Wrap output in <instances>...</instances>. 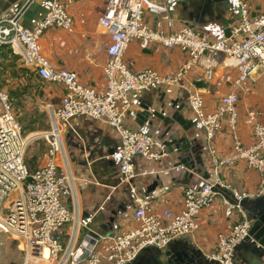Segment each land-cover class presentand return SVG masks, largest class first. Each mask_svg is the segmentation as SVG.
Returning <instances> with one entry per match:
<instances>
[{
	"label": "built area",
	"instance_id": "1",
	"mask_svg": "<svg viewBox=\"0 0 264 264\" xmlns=\"http://www.w3.org/2000/svg\"><path fill=\"white\" fill-rule=\"evenodd\" d=\"M166 1L106 0L98 20L109 36L102 68L105 79L102 90L81 84L73 72L54 69L40 52L39 41L46 31H74L67 0H53L32 28L24 27L18 16L0 19V52L3 47H8L38 78L64 87L59 104L49 111V129L41 135L46 145L45 159L33 172L25 163L28 142L15 117L12 101L0 88V233L21 241L25 264L32 261L43 264H130L146 249L164 252L174 241L195 237L199 230L197 216L209 208L221 192L227 194L222 200L225 217L236 213L240 220L229 233L217 237L215 252L207 257L208 261L235 264L237 247L244 242H253L251 223L241 201L264 197L262 114L257 110L247 112V119L252 123L253 143L244 146L236 131L237 94L225 95L216 109L207 111L202 92L194 89L187 91V104L207 140H212L221 130L224 116L232 134L231 155L218 160L214 151H210L214 169L243 160L259 175L257 191L238 193L219 179L206 180L199 188L187 187L181 209L177 213L164 211L163 219L154 214L149 197L133 192L135 226L132 229L104 237L103 245L96 241L90 248L74 242L63 244L60 231L66 225L78 222L80 217L78 213L72 214L61 201L56 164L57 157L63 153L64 128L72 118H91L114 129L120 143L117 152L119 173L123 182L129 185L136 177L131 164L133 158L159 161L164 155L161 142L153 135L126 125L133 94L156 84L184 88L182 83L196 67L204 70L205 80L209 81L219 55H223L227 65L236 67V86L254 81L259 69L264 72V16H252L248 0H233L239 20L231 28L229 37L218 40L188 26L166 33L164 27L171 29L174 25L166 15ZM145 12L157 17L154 27L144 21ZM132 41H137L140 49L153 45L178 48L187 54V59L173 73L161 74L152 69L132 72L124 62ZM15 192L16 199L10 201Z\"/></svg>",
	"mask_w": 264,
	"mask_h": 264
},
{
	"label": "crops",
	"instance_id": "2",
	"mask_svg": "<svg viewBox=\"0 0 264 264\" xmlns=\"http://www.w3.org/2000/svg\"><path fill=\"white\" fill-rule=\"evenodd\" d=\"M52 1L0 0V19L18 16L19 22L24 27L32 28L35 22L43 17ZM105 2L106 0H67L68 14L73 20L74 31L66 33L51 29L46 31L39 41L40 52L54 69L73 72L81 84L96 90H102L105 87L102 68L106 61L109 36L105 34L98 23ZM248 2L252 16H264V0H248ZM164 5L167 8L166 15L174 22L171 29L164 27L166 33L188 26L196 32L207 35L212 40H218L226 38L225 32L230 31L239 20V11L233 0H168ZM156 20V16L148 12L144 13V21L148 26L154 27ZM0 59L3 64L6 61L17 62L18 60L22 66H25L21 58L14 55L8 47L1 49ZM186 59L187 54L178 48L165 49L153 45L147 49H140L137 41L130 43L124 55L125 64L132 72L152 69L161 74L173 73ZM26 68L33 72L32 69ZM237 77L236 67L227 65L223 55H219L214 64L212 78L209 81L205 80L204 70L201 67H196L188 73L186 80L182 83L184 88L156 84L133 94L131 96L132 107L125 120L126 125L131 129H137L155 137L146 126L139 127L135 118L136 113L140 110L139 105L151 89L160 90V93H157L159 95L167 92L171 94L173 99L183 97L181 101H184L186 105L187 91L200 90L207 111L216 109L222 97L235 92L239 99L236 106V131L242 145H252V123L247 119V112L250 110L260 111L261 120L264 122V72L259 69L254 76V81H246L238 86L235 85ZM197 81L207 83L208 88H196L194 83ZM52 85L54 91L47 94L56 103L50 109L59 104L64 94L62 85ZM187 112L189 119L196 123L193 133L199 141L204 143L205 168L212 174L210 181L219 179L238 193L256 192L259 175L255 170L249 169L243 160L237 161L231 166H220L216 170L214 169L210 151H214L218 160L227 158L233 151L232 134L226 118L222 120L221 130L215 134L212 140L208 141L189 107ZM48 129L42 130L38 127L25 136L23 134L27 142L33 144L37 142L35 139H40L39 141L43 146L42 153L38 156L36 164L33 165V170L40 166L45 159L46 145L41 135ZM98 143H104L107 145L106 149L114 150L115 173L118 176L121 175L117 158L120 143L114 129L100 121L82 116L72 118L64 128L63 153L57 157L56 161L61 201L72 214L78 213L80 216L78 222L74 221L60 231L65 246L74 242L76 245L90 248L95 242L89 235L95 233H102L98 243L103 245L105 243L104 237L128 231L135 226L132 217L134 206L128 209L125 214L119 213L117 215L116 223L111 232L103 233V231L98 230V225L106 221L108 211H104L99 216L97 223H92L96 209H102V206L108 204L105 190H109L110 193L116 192L109 208L126 202L124 187H120V185H127L126 183L122 182L117 188H110L108 184L113 182L115 178L108 177V170L99 167L96 170L88 169L90 165L100 162V158H98L99 160L95 158L88 161L91 154L95 155V145ZM106 149L103 148L104 156H106ZM131 164L136 177L132 180V187L129 191L149 197L152 201L153 212L160 219H163V213L166 210L177 213L181 209L184 191L187 187L199 188L206 181L196 175L193 179H187L184 177L183 171L167 166L163 156L159 161H147L135 157ZM154 181L158 183L157 188L154 192L147 194L148 187ZM223 196H227V194L221 192L213 204L209 208L203 209L197 216L199 230L195 237L174 241L172 242L173 246L186 244L193 247L203 259L208 261L207 257L215 252L217 237L229 233L231 227L240 220L236 213L229 218L225 217ZM155 253V249H146L130 264H146ZM235 264H264V257H261L250 245H242L235 252Z\"/></svg>",
	"mask_w": 264,
	"mask_h": 264
},
{
	"label": "water",
	"instance_id": "3",
	"mask_svg": "<svg viewBox=\"0 0 264 264\" xmlns=\"http://www.w3.org/2000/svg\"><path fill=\"white\" fill-rule=\"evenodd\" d=\"M229 36L230 31L227 30L225 37ZM194 86L198 89L208 88L207 83L203 81L195 82ZM157 93H160V90L151 89L145 95L143 102L139 105L140 110L135 115L136 123L139 127L146 126L155 135V139L161 142L164 148L163 157H165L167 166L183 171L184 177L187 179H193L196 175L210 181L212 174L205 168L204 143L199 141L198 137L193 133L196 123L189 119L188 107L184 101H181L183 97L173 99L171 94L167 92H164L163 95ZM106 147L107 145L104 143L95 145V155L91 154L88 161L100 158V162L90 165L88 169L96 170L99 167L100 169L108 170V177L115 178L113 182L108 184V187L117 188L123 182V176H118L115 173L116 160L114 158V150L106 149ZM103 148L106 149V156L103 155ZM157 186V181H154L148 187L147 194L154 192ZM120 187H124L125 200L131 196L133 197V192L129 191L132 187V182L129 185H120ZM105 192L107 193L108 209L107 205L102 206V209L97 208L96 214L92 218V223H97L99 216L104 211H108L115 218L108 219V222L98 225L99 231L108 233L113 231V225L116 223L118 213L125 214L127 207H121L118 210L119 212L111 211L109 205L114 200L116 192L110 193L109 190H105ZM122 204L125 206L124 203ZM250 205L251 207L248 209ZM241 206L247 212L248 220L251 223L250 234L253 237V242H244L237 249L242 245H250L261 257H264V197L254 200L245 199L241 201ZM89 237L92 238L93 242H96L102 237V233H95L89 235ZM175 246L176 248H174ZM175 246L171 243L165 252L155 249V255L146 264H215L203 259L193 247H189L186 244H177ZM83 258H85V255Z\"/></svg>",
	"mask_w": 264,
	"mask_h": 264
},
{
	"label": "rangeland",
	"instance_id": "4",
	"mask_svg": "<svg viewBox=\"0 0 264 264\" xmlns=\"http://www.w3.org/2000/svg\"><path fill=\"white\" fill-rule=\"evenodd\" d=\"M52 86L38 78L26 66H22L18 60L6 61L3 64L0 59V88L10 97L15 117L21 125L24 136L38 127L42 130L48 129L49 109L56 103L47 94L54 91ZM223 119L225 116L222 117ZM35 140L37 142L32 144L28 141L27 144L25 161L28 168L29 165L36 164L38 156L42 153L43 146L40 139ZM16 197L15 192L9 200L14 201ZM6 213L5 211L4 214ZM21 248V241L0 233V264H25V253ZM28 264L42 263L32 261Z\"/></svg>",
	"mask_w": 264,
	"mask_h": 264
},
{
	"label": "flooded vegetation",
	"instance_id": "5",
	"mask_svg": "<svg viewBox=\"0 0 264 264\" xmlns=\"http://www.w3.org/2000/svg\"><path fill=\"white\" fill-rule=\"evenodd\" d=\"M124 204H125V206L123 204H118V205H116L114 207H111L110 210L111 211H115V212H119L118 210L121 207L122 208L127 207L126 208L127 210L130 209V208H132L134 206V197L131 196L129 199H126V202ZM107 209H108V204H107ZM112 218H115V216L114 215H111V214H107L106 221H104V222H108V219H112Z\"/></svg>",
	"mask_w": 264,
	"mask_h": 264
},
{
	"label": "trees",
	"instance_id": "6",
	"mask_svg": "<svg viewBox=\"0 0 264 264\" xmlns=\"http://www.w3.org/2000/svg\"><path fill=\"white\" fill-rule=\"evenodd\" d=\"M26 164H27V163H26ZM27 167H28V166H27ZM33 168H34L33 165H29V168H28V169H29L30 172H33V171L35 170V169L33 170Z\"/></svg>",
	"mask_w": 264,
	"mask_h": 264
},
{
	"label": "bare ground",
	"instance_id": "7",
	"mask_svg": "<svg viewBox=\"0 0 264 264\" xmlns=\"http://www.w3.org/2000/svg\"><path fill=\"white\" fill-rule=\"evenodd\" d=\"M34 262H36V261H34ZM36 263H38V262H36ZM43 264V263H42Z\"/></svg>",
	"mask_w": 264,
	"mask_h": 264
}]
</instances>
